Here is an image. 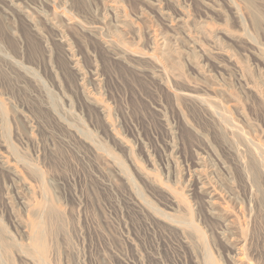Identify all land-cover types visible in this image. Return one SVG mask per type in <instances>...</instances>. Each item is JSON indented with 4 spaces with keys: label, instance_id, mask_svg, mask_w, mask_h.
I'll use <instances>...</instances> for the list:
<instances>
[{
    "label": "rangeland",
    "instance_id": "1",
    "mask_svg": "<svg viewBox=\"0 0 264 264\" xmlns=\"http://www.w3.org/2000/svg\"><path fill=\"white\" fill-rule=\"evenodd\" d=\"M0 264H264V0H0Z\"/></svg>",
    "mask_w": 264,
    "mask_h": 264
},
{
    "label": "bare ground",
    "instance_id": "2",
    "mask_svg": "<svg viewBox=\"0 0 264 264\" xmlns=\"http://www.w3.org/2000/svg\"><path fill=\"white\" fill-rule=\"evenodd\" d=\"M241 260V259H240Z\"/></svg>",
    "mask_w": 264,
    "mask_h": 264
}]
</instances>
